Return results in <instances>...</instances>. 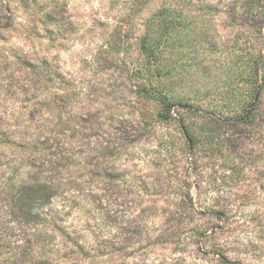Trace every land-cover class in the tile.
<instances>
[{
    "label": "clouds",
    "instance_id": "1",
    "mask_svg": "<svg viewBox=\"0 0 264 264\" xmlns=\"http://www.w3.org/2000/svg\"><path fill=\"white\" fill-rule=\"evenodd\" d=\"M0 264H264V0H0Z\"/></svg>",
    "mask_w": 264,
    "mask_h": 264
}]
</instances>
